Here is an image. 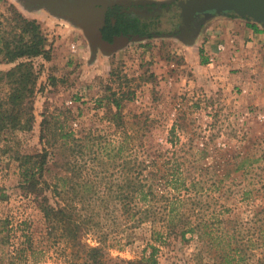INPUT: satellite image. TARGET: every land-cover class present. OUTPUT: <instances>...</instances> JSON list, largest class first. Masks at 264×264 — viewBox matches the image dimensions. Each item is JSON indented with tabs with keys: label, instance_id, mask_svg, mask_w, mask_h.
I'll return each mask as SVG.
<instances>
[{
	"label": "rangeland",
	"instance_id": "rangeland-1",
	"mask_svg": "<svg viewBox=\"0 0 264 264\" xmlns=\"http://www.w3.org/2000/svg\"><path fill=\"white\" fill-rule=\"evenodd\" d=\"M119 1L141 5L138 17L153 34L132 35L106 52L92 49L77 25L81 16L59 1L0 0L2 39L11 36L20 13L38 23L50 49L49 60L32 58L37 81L30 129L0 134V218H8L17 235L16 227L27 220L38 249L27 252L29 260L22 264H71L84 255L46 234L36 201L19 185V157L43 145L48 196L58 177L67 178L59 182L70 198L73 190L97 193L91 204L72 198L88 225L81 242L88 248L104 239L110 264L140 259L149 253V243L158 247L161 264H192L198 248L194 239L173 234L163 242L153 240L154 224L133 223L112 199L124 172L134 171V162L155 159L158 174L166 167L181 177V194L192 192L205 209L264 215V50L237 47L229 38L234 19L243 26L253 21L233 12L195 18L183 13L184 0ZM16 62L7 63L0 52V77ZM8 91L0 79V98ZM52 197L51 202L58 199ZM182 206L190 217L192 208ZM16 239L10 238L14 246ZM2 263L21 260L15 256L10 263L5 257Z\"/></svg>",
	"mask_w": 264,
	"mask_h": 264
},
{
	"label": "trees",
	"instance_id": "trees-1",
	"mask_svg": "<svg viewBox=\"0 0 264 264\" xmlns=\"http://www.w3.org/2000/svg\"><path fill=\"white\" fill-rule=\"evenodd\" d=\"M150 5L156 6L155 3ZM133 6L115 3L107 7L104 25L100 29L103 39L112 41L114 36L119 35L151 37L153 33L148 31V23L142 22L136 11L141 5ZM17 17L11 36L3 39L0 37V41L3 40L0 52L7 63L23 59L0 77L5 79L9 88L6 96L0 98V134L5 129H30L33 120L32 100L37 81V71L34 70L32 58H50V49L45 45L46 37L41 33L38 23L22 17L20 13H17ZM249 25L256 26L253 22ZM62 136L66 135L62 133ZM140 149L141 154L147 156V150L143 147ZM47 154L43 145L34 153L21 155L18 165L19 185L25 194L32 195L36 201L46 223V234L54 238L59 237L76 248V252L84 253L81 261H73L71 264H110L105 257L106 252L102 244L104 239L99 237V244L88 248L81 242L83 234L87 233L88 225L79 217L80 207L73 201L76 199L81 205L91 204L97 199V193L85 194L73 190L71 195L74 199L70 198L67 189L60 187L59 182H64L67 178L58 177L48 196L45 191L48 185L42 181ZM126 163L128 159L125 158L123 164ZM156 163L155 159L134 162V171L124 172L125 175L117 186L118 191L112 197L120 202L122 212L131 217L133 223L151 221L154 224L151 235L155 241L163 242L164 238L172 234L180 236L183 240L194 239L198 248L193 254L192 264H264V215H258L259 212H253L252 215L229 214L227 208L205 209L199 205L192 192L181 194V188H184L181 177L174 172L169 173L166 167L158 174ZM146 168L148 173L144 175L143 170ZM191 186L194 188L196 184ZM64 194L68 196L65 197ZM243 194H246V191H243ZM50 196L58 199L51 202ZM98 200L103 201L101 197H98ZM184 204L192 208L190 217L189 213L184 211ZM158 221L161 223H157ZM9 224L8 218H0V264H3L5 257L12 263L15 256L22 264L29 260L27 252L32 255L38 249L32 246V233L27 220L21 221L16 227L20 232L18 235L16 231L12 233ZM12 235L17 238L16 246L11 243ZM10 246L13 248L9 251L7 248ZM148 247L149 253L138 260L119 259V262L113 264H161L156 258L158 247L150 243ZM74 256L78 257L77 253Z\"/></svg>",
	"mask_w": 264,
	"mask_h": 264
},
{
	"label": "water",
	"instance_id": "water-1",
	"mask_svg": "<svg viewBox=\"0 0 264 264\" xmlns=\"http://www.w3.org/2000/svg\"><path fill=\"white\" fill-rule=\"evenodd\" d=\"M65 7H71L74 12L81 16V21L77 23L83 30L92 49L99 47L106 52H113L122 42H126L132 35L114 36L112 41L102 38L101 28L104 25L105 10L115 3L124 4L119 0H59ZM142 2V1H141ZM99 6H96V4ZM137 3V2H134ZM125 5V4H124ZM185 9L183 13H213V12H233L250 19L255 23L264 25V0H184ZM94 16L88 17V12ZM98 15V16H97ZM87 17V18H86ZM136 37H141L135 35ZM133 38V37H131Z\"/></svg>",
	"mask_w": 264,
	"mask_h": 264
},
{
	"label": "crops",
	"instance_id": "crops-1",
	"mask_svg": "<svg viewBox=\"0 0 264 264\" xmlns=\"http://www.w3.org/2000/svg\"><path fill=\"white\" fill-rule=\"evenodd\" d=\"M232 22L233 32L229 34V38L234 41L237 47L243 45L251 49L259 48L264 50V27L257 23H255L256 26L254 27L250 25L243 26L238 19H234Z\"/></svg>",
	"mask_w": 264,
	"mask_h": 264
},
{
	"label": "flooded vegetation",
	"instance_id": "flooded-vegetation-1",
	"mask_svg": "<svg viewBox=\"0 0 264 264\" xmlns=\"http://www.w3.org/2000/svg\"><path fill=\"white\" fill-rule=\"evenodd\" d=\"M157 6V5H156ZM142 8V7H141ZM140 8V9H141ZM214 13V12H213ZM223 13H226V12H223ZM227 13H231V12H227ZM203 14H205V13H197V14H194V17L195 18H197V17H199V16H201V15H203Z\"/></svg>",
	"mask_w": 264,
	"mask_h": 264
},
{
	"label": "built area",
	"instance_id": "built-area-1",
	"mask_svg": "<svg viewBox=\"0 0 264 264\" xmlns=\"http://www.w3.org/2000/svg\"><path fill=\"white\" fill-rule=\"evenodd\" d=\"M222 48H223V47L219 45V46L217 47V50H218V51H219V50H222ZM209 59H210V61H213V57H210Z\"/></svg>",
	"mask_w": 264,
	"mask_h": 264
}]
</instances>
